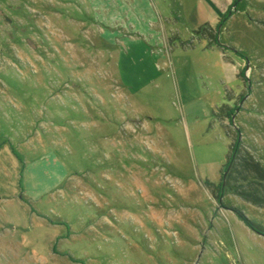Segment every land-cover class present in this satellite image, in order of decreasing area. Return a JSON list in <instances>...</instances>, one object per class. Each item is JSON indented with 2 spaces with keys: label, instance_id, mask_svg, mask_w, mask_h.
<instances>
[{
  "label": "rangeland",
  "instance_id": "obj_1",
  "mask_svg": "<svg viewBox=\"0 0 264 264\" xmlns=\"http://www.w3.org/2000/svg\"><path fill=\"white\" fill-rule=\"evenodd\" d=\"M113 1L0 0V142L23 156L30 202L0 194V264H264V234L248 223L264 225V205L247 200L264 182L242 167L237 192L217 198L207 184L217 190L236 138L264 165V0H238L219 25V43L235 47L225 45L229 63L201 36L180 45L193 35L171 31L191 26L173 20L175 8L148 7L152 42L169 53L124 96L110 87L117 74L100 36L143 30ZM223 104L239 106L223 119L231 136L216 114ZM127 122L136 131L122 136ZM116 131L129 148L109 141ZM55 147L79 152L64 164L82 182L51 187ZM124 160L129 178L98 173ZM19 166L1 155L0 177Z\"/></svg>",
  "mask_w": 264,
  "mask_h": 264
},
{
  "label": "crops",
  "instance_id": "obj_2",
  "mask_svg": "<svg viewBox=\"0 0 264 264\" xmlns=\"http://www.w3.org/2000/svg\"><path fill=\"white\" fill-rule=\"evenodd\" d=\"M235 1L236 0H115V3L113 1L114 4H117L114 10L117 12L120 9V11H118L120 12V15L118 16L120 18H124V14H127L131 20L132 15H134L135 19H132L131 22L135 25L136 24L139 25V27H141L143 31L141 30L142 33L140 34H135V33L127 34L125 32L124 33L120 31L117 32L114 30L113 32L110 33L107 32L103 33L100 36L101 39L108 40L111 43L110 44L104 42V44H107L105 47L106 51H109V54L111 53L110 56L112 57L111 59L113 60L112 64L115 65L113 71H115L117 74L118 84L111 83L110 87L113 89L114 88L120 89L119 95L121 96H124V93L125 95L126 94L128 95L129 89H132V87L135 85L136 86L140 85L141 78L149 79L152 77V75L156 71L154 63L155 62L157 63L166 51H167L166 52L167 55L169 53L168 49L166 48L161 49V45L159 43L152 42L151 33L148 30L146 24H144V22L147 20L148 17L147 14V11L149 9L148 7L150 6L152 7L153 5H155L156 7L161 8L164 7L165 4L166 7L172 6L173 9L175 8L173 10V13L176 15L172 14L173 20L177 22L179 25L184 24L185 22V23H189V25L191 26H188L190 28H188L189 32H186V34L182 32V28L180 30H171V31L179 33V36L182 38H187V36L190 37L191 35H193L194 29H196L198 26H200L205 22H210L212 25H218L220 19L227 13V11L230 8H233ZM246 2H250V1L246 0ZM234 14L235 13H233V15H230L225 22L223 21L222 25L220 24L221 30L225 25H227L228 21L234 17ZM172 17L166 16L165 18L169 20ZM157 21H159V18ZM203 38L204 37L200 38V43H201V39ZM109 44L113 46L110 47ZM209 48L219 49L220 54H223V57L225 58V62L229 63V61L226 60L227 56L225 57V53L223 52L221 47L214 44L211 45ZM225 52H228V49H226ZM237 62H234V60L233 62H230L233 65L235 72L239 70V65L242 64L240 62V58L237 60ZM60 126L61 125H59L57 128H59ZM124 126L125 128L126 126H129V128L127 127V131H128L127 133L124 132L122 134L120 132L122 136L130 135L132 133L131 131H136L135 129L137 128L136 126H133V124H131L130 122H127V124ZM131 128H133V130ZM58 137L60 140L62 139V136L60 134L58 135ZM118 137L121 136H119V134H117L116 131V133L112 136V138L109 139V141L110 142L115 141L117 140ZM125 140L126 139L123 137L121 139H118L117 142H114V144L117 145L118 147L121 146L126 147L127 144H125ZM118 141H121L122 144L119 143ZM13 147H15L16 151L18 152V149L15 146V144L12 142L11 138H5L0 142V156L4 155L7 159L10 160V162L14 164H19V161L21 162V166H19V170L17 174H14L13 171H11L12 177L10 176L9 179L7 180L6 178H3L4 176L0 177V194H4V193L14 194L16 193L15 191H17L19 192L18 196L22 200L29 202V200H27L25 197H22V192L25 188L24 177H25L26 164L23 156L20 155L19 152L18 154L15 153ZM127 148L129 147L127 146ZM53 150H54L53 156L54 158L56 157V159H58L59 162L57 161L55 164L50 162L51 167L49 166V169L47 168L50 174L48 178L49 181L52 183L51 187L55 188L57 187L56 186L57 184L59 185L61 183L65 184L68 178H70L69 181H71V183H73L74 181L78 183L82 182L83 180L82 178H80V175L79 176L77 175L79 172H76V174H74L72 171L71 172L68 171L66 165L64 164L67 163L68 161H73V160L77 162L79 152L76 151L77 154H75L76 153L75 152L72 153L70 157H67L64 149L61 148L57 150L55 147L53 148ZM129 161L128 163L125 162L124 166L122 164L114 165L112 162H109L106 166H100L99 167L100 172L98 173L100 174L101 177H107L108 180L117 177V176L116 177L113 176L114 173L116 174V171L119 172L124 178L127 177L129 178L130 176H132L130 174V171L126 169V166H129L130 163ZM99 165L100 163L98 162L97 166ZM120 169L123 170H121L120 172ZM80 172H84V171H80ZM73 176L74 178H71ZM58 177H62L63 180H58L57 179ZM101 204L97 206L101 207ZM68 205L70 204L68 203ZM75 205L78 206L79 203ZM31 206L33 207L35 206L33 204L30 205V209L32 212H38L36 207L34 210H32ZM69 208H71V205L68 206V209ZM17 209L18 208H16V210ZM20 214L21 217L24 219V215H26L25 211H22V213L20 212V210L15 211L13 216H19ZM40 214H44V213H40ZM55 222L62 223L67 228L71 226L70 223L66 221H54V223ZM49 230H51L53 235H55L58 232L59 228L56 226L49 228ZM66 238H68L67 235ZM76 239L80 240V236L77 235Z\"/></svg>",
  "mask_w": 264,
  "mask_h": 264
},
{
  "label": "trees",
  "instance_id": "obj_3",
  "mask_svg": "<svg viewBox=\"0 0 264 264\" xmlns=\"http://www.w3.org/2000/svg\"><path fill=\"white\" fill-rule=\"evenodd\" d=\"M237 1L238 0H236L235 2H237ZM230 12H231V8L220 19V22L218 25H212L210 22H205V23L201 24L196 29H194L193 36H191L188 39H182L180 41V45H182L183 47H194L196 45V43L194 41V37L195 36H197V37L201 36V37L208 39V44H207L208 47L215 44V45L221 46L222 50L225 52L227 47L225 45H221L219 43L218 27L220 24H222V22L224 20H226L228 18ZM242 73H243V71H240L239 74H242ZM234 109H235V107H233V106L228 107L227 104H223L217 109L216 114L219 115V118L221 119V121L223 123V121H224L223 119H225V118H229L230 120L232 119ZM225 127H226V125H225ZM226 130H227V133L230 135L227 127H226ZM13 149L15 150V153L18 154L15 147H13ZM229 165H231V168L227 174L225 185H223L224 172H223V176H222V181L217 186L216 191L214 190L215 187L213 186L212 182L207 183L217 198H219L221 196L222 192H226L227 190H231L234 192L238 191L237 190V184L233 180H236L235 175L242 172L244 168H246L248 170V172L251 174V176L259 177L264 182V165L261 163V160L258 159L253 153H251L249 148L246 147L242 143V141L238 138H236L235 140H232V142L230 144V152L228 154V158H227L226 164L224 166V169L226 170ZM242 167H243V169H242ZM247 195H248L247 200H250L251 202H253L254 204H257V205H264V195L260 194L259 192L251 191V192H248ZM31 208H32V210L35 209V207H33V206H31ZM248 223L250 226H252V228L254 230L264 234V225H261L259 223H254L253 221H248Z\"/></svg>",
  "mask_w": 264,
  "mask_h": 264
},
{
  "label": "water",
  "instance_id": "obj_4",
  "mask_svg": "<svg viewBox=\"0 0 264 264\" xmlns=\"http://www.w3.org/2000/svg\"><path fill=\"white\" fill-rule=\"evenodd\" d=\"M234 7H236V2L234 3ZM223 45H226V46H228V47H230L232 49H235V47L233 45L232 46H230L228 44H223ZM240 138H241V135H240ZM230 168H231V165H229L228 168L224 171V176H223L224 181H223V184H225V182H226V177H227V174H228Z\"/></svg>",
  "mask_w": 264,
  "mask_h": 264
},
{
  "label": "flooded vegetation",
  "instance_id": "obj_5",
  "mask_svg": "<svg viewBox=\"0 0 264 264\" xmlns=\"http://www.w3.org/2000/svg\"><path fill=\"white\" fill-rule=\"evenodd\" d=\"M249 86H250V85H249ZM243 98H244V96L241 97V99H243ZM237 105H238V104H237ZM237 105H234V106H233V107H235L234 111H235V110H238L239 106H237ZM241 140H242V139H241Z\"/></svg>",
  "mask_w": 264,
  "mask_h": 264
}]
</instances>
